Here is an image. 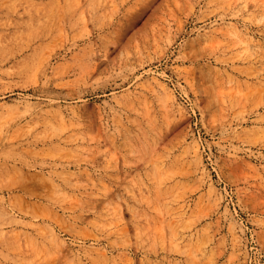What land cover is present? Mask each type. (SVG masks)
Wrapping results in <instances>:
<instances>
[{"label":"rangeland","instance_id":"obj_1","mask_svg":"<svg viewBox=\"0 0 264 264\" xmlns=\"http://www.w3.org/2000/svg\"><path fill=\"white\" fill-rule=\"evenodd\" d=\"M0 264H264V0H0Z\"/></svg>","mask_w":264,"mask_h":264}]
</instances>
